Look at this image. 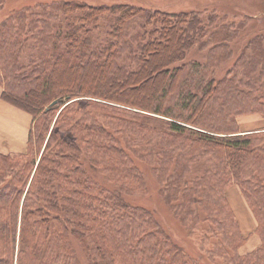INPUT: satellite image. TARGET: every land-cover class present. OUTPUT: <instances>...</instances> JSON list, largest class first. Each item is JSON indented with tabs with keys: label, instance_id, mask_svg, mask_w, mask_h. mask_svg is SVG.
Returning <instances> with one entry per match:
<instances>
[{
	"label": "trees",
	"instance_id": "1",
	"mask_svg": "<svg viewBox=\"0 0 264 264\" xmlns=\"http://www.w3.org/2000/svg\"><path fill=\"white\" fill-rule=\"evenodd\" d=\"M13 13L0 21V97L30 114L32 126L24 152L0 153V264H78L77 241L89 264H264V130L242 133L238 124L264 114L262 33L217 79L238 31L209 27L216 13L203 21L194 11L74 1ZM101 25L109 28L104 38ZM203 39L208 60L185 61ZM30 41L37 53L24 64ZM145 114L165 118L167 131L159 146L144 144L140 159L157 163L168 204L203 214L196 255L126 201L145 182L115 134L143 128ZM200 159L208 170L188 180ZM87 167L115 189L101 187ZM233 184L261 241L244 254L248 237L226 196Z\"/></svg>",
	"mask_w": 264,
	"mask_h": 264
},
{
	"label": "rangeland",
	"instance_id": "2",
	"mask_svg": "<svg viewBox=\"0 0 264 264\" xmlns=\"http://www.w3.org/2000/svg\"><path fill=\"white\" fill-rule=\"evenodd\" d=\"M61 1L85 2L90 5H114V4H131L134 6L144 7L147 9H157L165 12L176 13L180 11H194L200 14L203 21L208 20V14L216 13L215 23L208 25L209 27H227L238 31V38L231 43V49L222 55V61L215 70L217 79L223 78L226 73L233 67L237 58L242 54L244 47L249 42L250 38L255 34V31L262 33L259 46L264 49V0H5L0 2V21L11 15L14 11L22 8L35 6L37 3H52ZM14 14V13H13ZM220 14V15H218ZM217 16L219 18H217ZM207 19V20H205ZM108 22L107 24H110ZM137 23H135L136 25ZM210 24V22H209ZM103 27L102 31L98 29L102 38L106 37L109 28ZM109 27V25H108ZM138 29L132 31L135 36ZM33 39L34 36L27 35ZM203 39L187 53L186 60L205 63L210 55L211 47ZM208 41V40H207ZM253 50L247 51L248 56H253ZM36 47L34 42H29V49L21 55V62L27 64L31 57L36 56ZM259 74L255 78L259 82ZM2 89L0 88V96ZM56 103V102H55ZM54 103V104H55ZM32 116L25 111L17 109L8 103L2 101L0 97V147L8 148L13 144L15 146L13 153H22L17 141L28 140ZM139 124H143V128L136 127L134 131L127 129L126 132L118 131L116 138L120 147L124 150L127 157L132 159L135 167H137L143 175L145 182V191L141 193L131 194L126 196V201L132 206H137L150 211L157 224L162 230L167 233L179 246L184 247L185 252L189 255H196L198 244L195 238L199 234H194V227L199 219H203V214H198V209L193 207L192 211L181 208L180 203L176 202L172 206L165 200L164 192L162 191L161 182L158 179V165L151 164L146 160H141L140 156L144 153L146 147L159 146L163 136V132L167 131V123L165 118L160 116H149L145 114ZM264 116L250 114L238 118L239 127L242 129L251 127L257 120H262ZM167 119V118H166ZM49 126L50 130L54 127L50 120L44 127ZM49 130V131H50ZM48 135V134H46ZM47 139V138H46ZM145 143H150L144 146ZM22 151V152H19ZM92 179L100 184L104 189L109 191L113 186L108 183L105 177L91 167H87ZM209 168V163L205 159H200L192 163L187 173L188 180L195 178L198 175L204 174ZM229 203L236 214L240 223L243 234L248 237L246 244L241 248V253H247L260 245L261 241L255 235L256 219L247 204L243 193L237 184H233L226 192ZM74 252L78 264H89L88 255L83 247L77 241L74 244ZM192 253V254H191Z\"/></svg>",
	"mask_w": 264,
	"mask_h": 264
},
{
	"label": "crops",
	"instance_id": "3",
	"mask_svg": "<svg viewBox=\"0 0 264 264\" xmlns=\"http://www.w3.org/2000/svg\"><path fill=\"white\" fill-rule=\"evenodd\" d=\"M10 105V104H9ZM12 106V105H11ZM254 115H259V116H264V114H254ZM247 116V115H245ZM32 119V118H31ZM31 126H32V120H31ZM31 128V127H30ZM240 129V132L242 133H247V132H252V131H261V130H264V118H262V120H257L255 123H253L251 125V127H248V128H245V129H242L241 127H239ZM27 141L28 140H21V141H17L16 144H19V146H22L20 148H22L23 152L26 150V146H27ZM15 146L12 144L11 147H8V148H3V147H0V153H4V154H13V150H14ZM22 151H19V152H22ZM256 222H255V228L254 230L256 229Z\"/></svg>",
	"mask_w": 264,
	"mask_h": 264
}]
</instances>
